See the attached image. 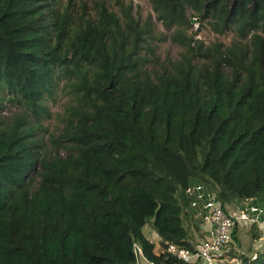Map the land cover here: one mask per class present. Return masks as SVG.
Masks as SVG:
<instances>
[{"label": "trees", "instance_id": "trees-1", "mask_svg": "<svg viewBox=\"0 0 264 264\" xmlns=\"http://www.w3.org/2000/svg\"><path fill=\"white\" fill-rule=\"evenodd\" d=\"M150 3L182 49L159 68L158 27L132 3L0 0V90L23 104L0 119V264H138L136 244L152 264H187L157 249L195 248L193 181L224 206L264 203V0ZM192 18L232 37L206 44ZM60 70L78 105L42 155L34 131Z\"/></svg>", "mask_w": 264, "mask_h": 264}, {"label": "built area", "instance_id": "built-area-1", "mask_svg": "<svg viewBox=\"0 0 264 264\" xmlns=\"http://www.w3.org/2000/svg\"><path fill=\"white\" fill-rule=\"evenodd\" d=\"M186 194L193 219L205 237L194 249L169 243L158 248L159 253L187 264H243L239 255H232V249L253 259L259 253H264V203L245 197L224 206L218 198L217 190L200 180L193 181L187 187ZM253 227L259 231L258 236H252L255 251L246 253L239 247V233L242 228H247L251 233ZM235 234L238 236V243L235 241ZM135 248L138 258L144 257L141 246L136 244Z\"/></svg>", "mask_w": 264, "mask_h": 264}, {"label": "rangeland", "instance_id": "rangeland-1", "mask_svg": "<svg viewBox=\"0 0 264 264\" xmlns=\"http://www.w3.org/2000/svg\"><path fill=\"white\" fill-rule=\"evenodd\" d=\"M110 1V0H109ZM124 3L133 4V12L136 14L142 21L152 15V21L157 25L158 29L156 31L157 39L153 41L155 46L156 55L159 58L158 62H153L151 66H156L155 68H159L160 66L167 64L170 59L177 58L179 53L181 52V48L173 43L170 37H165L167 33L163 28V25L156 20L155 13L152 9V5L150 0H123ZM113 2V1H112ZM111 3V2H110ZM117 9V7H116ZM194 29L198 31L197 38H201L205 41L206 44H210L211 42L219 39L225 42H228L232 37L230 34L228 37L221 36L213 33L207 27H200V24L197 20H194ZM201 28V29H200ZM61 75L60 77H58ZM55 85H54V94L53 99L48 101L49 111L50 113L46 116L42 117L41 123L37 126L34 133L36 138L41 139V147L40 151L42 155H51L55 154L56 144L54 143V138L58 137L65 122L64 117L67 116L69 109L78 105V102L75 96L71 92L70 83L76 80V76L72 73H67L63 70L58 71L56 75ZM14 95L9 92L7 88L0 90V119L4 120L5 123L11 122L14 117L22 111L23 104L18 101H12ZM33 121H35L33 119ZM62 151V149L58 150ZM64 154L63 152H61ZM34 179L31 183V189L33 190L38 186L39 176L33 175ZM196 221L193 219V222ZM195 225V224H194ZM144 232L151 240L155 242H159L160 236L154 230L152 225L148 224L144 227ZM193 234L195 236V242L198 244L202 239H204V235L200 232V230H196L193 227ZM240 242L239 247L243 252L249 253L255 251V246L252 241V235L248 231L247 228H242L239 233ZM158 251V249H157ZM241 251H237L240 254ZM138 264H152L145 257L139 258Z\"/></svg>", "mask_w": 264, "mask_h": 264}, {"label": "water", "instance_id": "water-1", "mask_svg": "<svg viewBox=\"0 0 264 264\" xmlns=\"http://www.w3.org/2000/svg\"><path fill=\"white\" fill-rule=\"evenodd\" d=\"M194 20H196V18H192V22H194ZM112 84V83H111Z\"/></svg>", "mask_w": 264, "mask_h": 264}, {"label": "crops", "instance_id": "crops-1", "mask_svg": "<svg viewBox=\"0 0 264 264\" xmlns=\"http://www.w3.org/2000/svg\"><path fill=\"white\" fill-rule=\"evenodd\" d=\"M153 241V240H152Z\"/></svg>", "mask_w": 264, "mask_h": 264}]
</instances>
